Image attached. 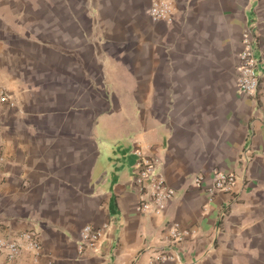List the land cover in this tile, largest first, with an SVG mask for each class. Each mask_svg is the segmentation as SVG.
<instances>
[{
  "label": "crops",
  "instance_id": "0c3cea01",
  "mask_svg": "<svg viewBox=\"0 0 264 264\" xmlns=\"http://www.w3.org/2000/svg\"><path fill=\"white\" fill-rule=\"evenodd\" d=\"M151 1L0 0V238L22 247L0 264H264V80L236 88L264 0H170L171 22ZM135 149L175 191L162 214L137 209ZM215 171L237 181L209 200ZM85 224L109 230L81 249Z\"/></svg>",
  "mask_w": 264,
  "mask_h": 264
},
{
  "label": "built area",
  "instance_id": "2783aa9c",
  "mask_svg": "<svg viewBox=\"0 0 264 264\" xmlns=\"http://www.w3.org/2000/svg\"><path fill=\"white\" fill-rule=\"evenodd\" d=\"M147 13L153 20H165L171 22L174 15V7L170 0H152L147 9ZM257 38L250 30H245L242 34V49L238 55L236 88L240 93L252 95L259 84L264 80V53L259 57L255 55ZM12 102L6 95L5 89L0 85V105ZM138 160L135 163L134 182L143 197L137 209L145 213L162 214L168 203L173 198L175 191L169 186L161 174L157 171V159L146 156L139 149L134 150ZM3 162V155L0 150V165ZM237 181L236 175L232 172L215 171L212 182L207 188L209 200H212L219 192H229L233 190ZM197 187L202 185V178H194ZM226 211L219 214V220H223ZM109 230L108 224L95 227L85 224L80 229L79 246L81 249L94 247ZM219 226L217 227V231ZM169 235L172 242L181 239L182 232L176 223L169 228ZM26 240V247L32 251H38L40 243L37 235L33 231H25L18 236ZM21 244L18 240H4L0 238V255H5L6 259L12 260L21 252ZM175 260V255L161 250L154 252L147 264H163L166 261Z\"/></svg>",
  "mask_w": 264,
  "mask_h": 264
}]
</instances>
